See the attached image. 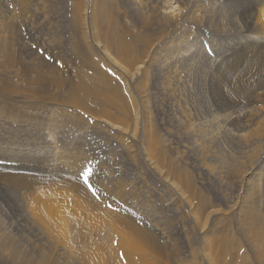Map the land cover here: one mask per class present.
Listing matches in <instances>:
<instances>
[{
  "label": "bare ground",
  "instance_id": "1",
  "mask_svg": "<svg viewBox=\"0 0 264 264\" xmlns=\"http://www.w3.org/2000/svg\"><path fill=\"white\" fill-rule=\"evenodd\" d=\"M70 1H73V3L71 2L73 6L69 20H71L70 26L74 37V41L71 42V52L75 53L77 58L75 60H78L75 63L77 64L76 70H73L77 80L68 83L64 95L52 100L61 107H70L75 110V114H80V111L94 114L91 118L98 121L101 127H104L107 133L109 132V136L123 141L130 154L137 153L140 156L139 161L146 167V169L144 168L145 171L148 170V173L153 175L170 195L174 213L168 220H164L166 222L159 224L156 219H151L154 216L149 219L148 216L145 217L130 210H124L125 205L122 206V204L127 203L126 199L131 200L128 202L132 203L133 206L138 205L133 200L138 197L137 192L125 183H116L115 188L109 190V192L113 191L114 199L118 198L116 200L111 198L114 200L115 207L120 205L118 209V206L115 209L114 205L111 206L106 203L104 197L102 198L92 188L87 187L81 182L82 180L77 182L69 179L63 183L71 192L68 195L72 197L74 217H77L66 218L63 216L61 222H56V212L58 217H61L63 213L56 210V207H59L54 204H65V196L57 195L56 192H42L37 187L44 179L39 178V176L6 175L3 179L0 178V181L2 180L24 191V197L21 196L24 206H20L24 214L22 222L28 226H36L30 219V214H35L37 223L43 227L46 235L61 239L64 246L63 253L57 250L53 252L54 248L48 237L43 235L40 229L35 228L37 234L44 241L47 251L39 249L36 252L29 248L22 252L20 245L13 236L2 231L0 233V253L6 251L12 257V260L8 259L12 261L10 264H264V190L255 184L260 172L264 174L263 152L258 151L261 150L259 147L264 142V133H262L264 124L262 121L254 130L255 134L239 137L245 148L241 157L225 160L222 165L219 161L220 166L217 165L218 163L208 164L207 168L204 169L210 174L219 175L221 173L219 170L225 168L226 170L222 172L232 175V180L241 189V193L229 201L219 194L213 196L210 194V196L203 190L198 191L190 173L180 165L182 162L180 160L175 162L169 153L170 148L169 150L160 149L159 138L153 134L151 124L145 114L139 111L138 104H135L129 88L131 84L134 85L135 83H140L142 86V75H146L147 67L155 60L157 42H152L147 37L132 38L126 31L120 29V17L112 10L113 2L111 0ZM234 1H238V3L234 2L232 6L241 12L242 20L246 19L245 16L247 15L245 28L249 34L243 35L245 34L244 28L237 26L225 30V21L217 20L219 23L215 29L219 31L217 36H230V38L225 41L226 44H217L213 41V48L209 53L216 55L217 51L220 50L219 56L211 57L205 52H199L196 56H207L217 66L221 64L220 69L223 68V63L234 59L240 60L238 57L243 56L238 67L233 68L229 65L226 70H220L221 75L230 76L229 90L226 91V94L236 99L243 97L250 104L261 103L264 97L259 98L258 95L259 91L264 94V0ZM8 2L13 4L11 3V8L6 5L7 11H3L0 5L2 8L0 10V62L3 60L12 72L13 64L17 59L14 62L15 57L12 48H10L12 47L11 40L8 39V35H2V33H5L6 30L10 32L15 27L14 25L19 24V22L28 23V26L31 25L36 29L38 27H47L48 29L51 27L53 29L52 24L55 22L49 16V5L53 3L52 0H12ZM21 4L22 7H20ZM183 7L180 9H184ZM187 10L191 11L192 16L194 15V18L190 19L195 23L196 20L199 22V20L204 19L207 14L203 4L199 7L187 8ZM8 14L11 15L7 16ZM219 19L222 20L221 17ZM233 33H239L243 36L237 35V37ZM11 34L12 31L9 36ZM245 38L253 40L254 43L240 53L236 50L237 44ZM197 59L199 60V58ZM244 61H246L245 64ZM33 66L35 67V65ZM48 70L49 68L46 70L43 67L38 68L35 71L37 74H33L36 77L35 81H43L49 72ZM31 72L33 71L31 70ZM13 73L15 74L14 71ZM30 74L24 76L31 79L33 75ZM116 75L125 83L124 88L114 84L109 77ZM18 77L19 75H0V93L10 95L9 97L12 98H20L19 102H24V107L27 97L25 95L30 92L23 94L22 89L10 80L11 78L19 79ZM23 77L21 78L23 79ZM52 79V84H57L60 88L66 86L54 75ZM1 80H5V83L2 82V84ZM29 85L31 88L33 87L31 84ZM138 87L140 88V86ZM251 97L254 98V100L252 98L254 102L248 100ZM33 98H35V94ZM85 99H88L87 103ZM89 99L100 104L99 114L90 107ZM215 99L217 107L222 106L220 107L222 109L227 107L221 103L223 100L219 101L220 97ZM51 103L44 105L40 111L41 114L49 113V119L61 117L71 120V124L76 122V116L73 117V112L62 110V108L56 109L58 105L55 107ZM34 106L32 105V107ZM83 113L82 116H84ZM180 114L182 115L181 112ZM77 116L82 119L79 115ZM183 117L184 115H182V119ZM82 120L84 121V119ZM55 123L58 122L55 120ZM66 123H58V125H66ZM189 125L188 122H180L179 129L184 128L186 130ZM188 128L187 131L192 134V127L189 126ZM191 134L190 136L193 135ZM259 142L261 144L258 145ZM253 144H256V147L258 145L259 149L256 150V147V149L251 147ZM199 152L200 158L204 160L202 149ZM73 153H68L65 160H72L74 164L77 161H74L76 154ZM72 165L71 167H73ZM86 176H84L85 179ZM58 182L60 184L62 181L58 180ZM105 185L108 188V185ZM30 196H32L31 203L29 201ZM111 203L113 202L111 201ZM166 205L168 204L166 203ZM39 206L43 208L54 207L55 213L51 210L47 212L45 210L38 211ZM151 209L154 210L153 207ZM93 211L96 213L95 217L100 214L97 217L100 221H97L98 219L93 216L94 213L91 214ZM89 212L95 221L89 219ZM168 224L170 226L167 231L166 226ZM173 236L182 238L181 248L171 238ZM57 239L55 240L58 241ZM27 251L30 252L26 253ZM6 252L5 255H7ZM2 257L3 254H0V261L3 260Z\"/></svg>",
  "mask_w": 264,
  "mask_h": 264
},
{
  "label": "rangeland",
  "instance_id": "2",
  "mask_svg": "<svg viewBox=\"0 0 264 264\" xmlns=\"http://www.w3.org/2000/svg\"><path fill=\"white\" fill-rule=\"evenodd\" d=\"M2 1L0 0V5L3 11H7L8 7L11 8L12 2L8 1L12 0ZM52 1L53 3L49 5V16L55 22L52 24L53 29L51 27L50 29L47 27H38L36 29L33 26L31 27V25L28 26V23L24 22L23 24L17 20L19 24L14 25L19 27H16L17 31L14 27V30L12 29L10 32L6 30L5 33H2V35H8V39L11 40L12 47L10 48L13 50L14 62L16 59L17 61L13 64L14 67L11 72L9 66L5 65V62L1 60L0 75H19V79L11 78L10 80L22 89L23 94L31 93L25 96L31 97L32 95V97H28L30 100L26 97V101H28L27 104L25 101L23 107L24 102L20 103V98H12L9 97L10 95L0 93V178L3 179L6 175H18L20 177L39 176V178H43L44 181L37 188H40L42 192H56L57 195L65 196V204H54L59 207H56V210L63 213L61 217H58L56 212V222H61L63 216L73 218L75 214L73 212L72 197L68 195L71 192L63 183L69 179L77 182L82 180L81 182L92 188L102 198L104 197L106 203L111 206L114 205L113 207H115L114 200L118 198L114 199L113 191L109 192V190L114 189L116 183H125L133 191L137 192L138 197L133 200L138 205L135 207L132 203H129L131 200L126 199L129 206L124 202L122 204V206L125 205L124 210H130L145 217L148 216L149 219L154 216L151 219H156L159 224L160 222H166L164 220H168L174 213V208L171 207L170 195L161 186L160 182L148 173V170L145 171L146 167L139 161L140 156L137 153L130 154L123 141L115 139L111 135L109 136V132L107 133L106 129L101 127L98 121H94L91 118L94 114L81 111L80 114H75V110L70 107H61V105L53 101L65 94V89L67 91L69 82L77 80L73 70H76L77 64L75 63L78 60H75L77 59L75 53L71 52V42L74 41V37L70 26L71 20L69 19L71 18L73 1ZM111 1L113 2L112 10L120 17V29L124 32L126 31L132 38L147 37L158 44L154 62L147 67L146 75H142L143 80L141 83L143 87L140 83H135V86L132 84L130 87L126 86L130 88L135 104H138L139 111L143 112L150 122L153 134L159 138L160 149L169 150L170 148L171 151L169 150V153L175 162L179 160L182 162L180 165L190 173L198 191L203 190L212 196L219 194L223 198L232 201L241 193V189L233 182L232 175L222 172L226 170L225 168L219 170L221 171L219 175L210 174L204 169L207 168L208 164L212 165V163L220 161L219 163L222 165L225 160L241 157V153L245 151V148L239 137L255 134L254 130L259 125V122L262 121L264 124V99L261 103L250 104L243 97L236 99L226 94V91L229 90L230 76L221 75L220 70L238 67L239 61L243 56L238 57L240 60L225 61L226 63L222 64L223 68L220 69L221 64L217 66L207 56L197 57L196 55L199 52L208 53L211 57L220 55V50L217 51L216 55L209 53L213 48V41L217 44H226L225 41L230 36H217V33H219L218 30H215L216 25L219 26L217 20L225 21V30L230 29L232 26L242 27L245 30L243 35H248L249 33L245 28L248 19L247 15L245 16L246 19L242 20L241 12L232 6L235 2L234 0ZM235 3L237 4L238 1ZM202 4L207 14L204 19L199 20V22L196 20L195 23L191 20L194 15L192 16L191 11H188L187 8L199 7ZM20 7H22V4ZM181 7L184 9H180ZM10 15L8 14L7 16ZM219 16L222 20L219 19ZM25 21L27 20L25 19ZM11 31L13 36H9ZM233 35L243 36L239 35V33H233ZM252 43L254 42L251 39H242L237 44L236 50L242 53ZM245 62L243 63L245 64ZM42 67L45 70L49 68V72L43 81L36 82V77L34 76L37 73L35 74V71ZM30 73L32 75L35 74L33 78L29 79L24 76ZM53 75L61 82H64L66 86L60 88L57 84H52ZM109 77L114 84L124 88L125 83L117 75ZM2 82L5 83V80H1ZM216 83L217 85H215ZM29 84L33 85V87L31 88ZM32 89L35 90L33 91ZM260 92L259 98L264 97V94ZM34 94L35 98H33ZM216 97L217 99L220 97L219 101L223 100V102H220L227 107L224 109L220 108L222 106L217 107ZM252 98H248V100L253 101L254 98L253 100ZM13 99L14 102H12ZM85 100L87 103L88 99ZM95 102L97 101L89 99L88 103L95 110V113L99 114L100 104ZM18 103L22 105L20 106ZM46 103H51L54 106L58 105L57 107L60 106L59 108L55 106L56 109L62 108V110L73 112L74 114L71 113L73 117L76 116V122L72 123L74 125L71 124L69 119H62L61 117L49 119V113L41 114L40 111L44 105L46 106ZM32 105L35 106L32 107ZM101 108L103 107L101 106ZM180 112L184 115L183 119ZM82 113L84 116L81 115ZM77 115L84 121L79 119ZM55 120L58 123H67L66 125H58ZM180 122H188L190 124L193 135L190 134L192 136L187 131L189 126L186 130L184 128H182L183 130L179 129ZM186 131L187 134L185 133ZM262 133H264V126L262 127ZM238 141L239 143H237ZM260 142L262 143V141ZM260 142L258 145L261 144ZM262 144L259 147L262 151L258 150L259 148L258 145L256 147V144L251 145V147H256V150L263 152L262 160L264 161V142ZM200 149H202L205 157L204 160L199 156ZM68 153L76 154L74 161L77 162L73 164L72 160L66 161ZM80 162L83 164L81 165ZM219 163L217 164L218 166H220ZM71 174L75 175V178ZM83 175H87V178L85 179ZM90 176L91 178H89ZM58 180L62 181L60 182L61 185ZM256 180L255 184L258 188L264 190V174L262 172H260L259 178ZM105 184L108 185V188H106ZM23 192V190L15 188L9 183L0 181V233L4 231L8 235H12L14 240L20 245V251L22 252L29 248L31 251L34 250L36 252L39 249L47 251L45 250L44 241L37 234V230H35V228H38L43 232V235H46L43 227L37 223L36 215L30 214V219L36 226H28L22 222L24 214L20 206H24L21 201ZM39 193L38 195H40ZM31 197H29L30 203ZM151 206L154 210L151 209ZM167 206L172 209L171 212V209L169 210ZM116 207L118 209L120 205H116ZM139 208L142 210L140 211ZM37 210H45L46 212L51 210L55 213L54 207L43 208L39 206ZM93 213L95 217V211L91 214ZM91 214L89 219H94V221L100 215L97 214V217L93 218L92 216L91 218ZM97 221L100 220L98 219ZM167 226L168 231L170 225L168 224ZM171 238L179 248L182 247L181 243L183 240L181 237L173 236ZM48 239L53 245V252L57 250L63 253L64 245L61 239L54 237H48ZM5 252L0 253L1 255L3 254V260L0 261V264H10L12 262L9 261L12 260V257L7 252V255H5ZM28 252L30 251L26 253Z\"/></svg>",
  "mask_w": 264,
  "mask_h": 264
}]
</instances>
